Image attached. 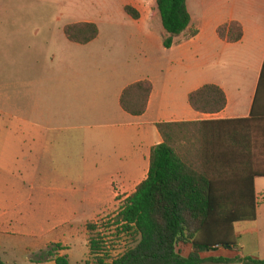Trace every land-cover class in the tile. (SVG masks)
Returning a JSON list of instances; mask_svg holds the SVG:
<instances>
[{"label":"crops","instance_id":"crops-1","mask_svg":"<svg viewBox=\"0 0 264 264\" xmlns=\"http://www.w3.org/2000/svg\"><path fill=\"white\" fill-rule=\"evenodd\" d=\"M100 1L111 9L96 19L69 20L63 10L47 20L52 14L0 0V232L10 207L16 235L34 240L68 227L77 208L111 210L146 179L151 149L162 142L158 123L246 119L254 102L264 115V0H186L187 31L196 35L178 36L170 48L156 0ZM232 21L243 34L230 44L216 30ZM76 23L95 24L98 37L69 42L64 29ZM145 80L152 84L146 111L132 116L121 108V94ZM206 84L225 93L220 113L200 114L188 104L189 93ZM255 197L252 222L264 211V197ZM24 209L42 212L47 229L29 230L26 218L35 213ZM252 222L234 225L237 238ZM65 236L49 243L63 248L54 258L67 256ZM177 251L187 257L191 245ZM227 252L218 247L201 258L231 259Z\"/></svg>","mask_w":264,"mask_h":264},{"label":"trees","instance_id":"trees-1","mask_svg":"<svg viewBox=\"0 0 264 264\" xmlns=\"http://www.w3.org/2000/svg\"><path fill=\"white\" fill-rule=\"evenodd\" d=\"M156 5L167 34L165 48L178 44V36L196 35L187 31L186 0H156ZM124 11L134 20L139 17L130 7ZM64 32L69 42L80 45L99 34L93 23L69 24ZM216 33L230 44L243 34L236 21ZM151 92L149 81L134 83L122 92L120 106L141 116ZM187 101L193 111L210 115L223 111L227 102L223 90L212 84L189 93ZM156 128L162 142L151 149L146 179L107 220L114 237L125 236L129 245L113 257L98 224L88 222L85 264H264L251 257L201 258L218 247L234 249V225L255 220L254 181L264 178V115H257L255 102L246 119L163 122ZM179 244L191 245L187 257L177 251ZM57 254L47 252L54 264H70L67 256L54 258ZM0 264L7 263L0 259Z\"/></svg>","mask_w":264,"mask_h":264},{"label":"rangeland","instance_id":"rangeland-1","mask_svg":"<svg viewBox=\"0 0 264 264\" xmlns=\"http://www.w3.org/2000/svg\"><path fill=\"white\" fill-rule=\"evenodd\" d=\"M23 4H25V10H34L35 13L41 14H52L48 16L47 20L53 17V15L56 17L62 16L60 13L63 10L67 11V19L69 20H93L96 19L95 16L105 14L103 11L111 9L109 8L111 4H106L100 0H66L65 3L64 0H19L20 10H22ZM99 21L103 24L106 19L101 18ZM255 192L258 199L264 197V178L256 179ZM120 198L121 196L117 200L119 201ZM121 203L122 201L116 203L108 211L106 210L109 207L106 204L95 207H80L74 211L71 209L73 218L68 227L65 229L61 228L47 236L42 235L37 240L16 235L19 230L14 225V218L10 207L8 209L9 219H4L0 232V259L7 264H47L53 262V255L49 256L47 252L49 251L51 254H54L58 253L61 249L56 248V245H49V243L59 233H66V238L62 240V244L67 247L64 251L69 263L85 264L89 253L82 239L87 240L85 221L93 219L96 215H99L94 221L98 224V232L104 236L107 247L110 248L112 256L115 257L121 254L129 245L128 239L125 236L116 239L114 237L115 228L107 225L109 216L117 212ZM23 212L25 214L35 213L34 218H26L25 223L31 224L32 226L28 228L29 230L38 226L39 228L47 229L46 225L43 227L42 212L40 215L39 212H33L28 209H24ZM258 214L256 222L245 225L246 227L240 230L241 236L239 238L235 236V248L232 250L226 249L228 251L227 253L231 255L229 258L251 257L254 259H264V211L261 210Z\"/></svg>","mask_w":264,"mask_h":264}]
</instances>
